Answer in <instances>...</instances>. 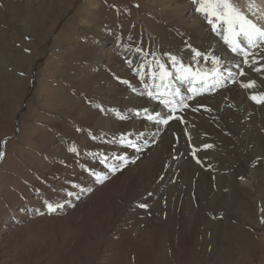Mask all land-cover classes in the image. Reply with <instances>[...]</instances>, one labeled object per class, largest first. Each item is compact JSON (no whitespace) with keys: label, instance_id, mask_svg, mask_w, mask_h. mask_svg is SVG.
Returning a JSON list of instances; mask_svg holds the SVG:
<instances>
[{"label":"rangeland","instance_id":"1","mask_svg":"<svg viewBox=\"0 0 264 264\" xmlns=\"http://www.w3.org/2000/svg\"><path fill=\"white\" fill-rule=\"evenodd\" d=\"M164 1L0 0V264H264V105L249 99L264 93V59L251 67L233 59L198 4L176 0L188 5L179 11ZM233 3L264 25L256 0ZM186 41L245 75L190 102L201 111H186V124L121 122L118 112L149 102L116 77L139 88L140 58L171 53L188 62ZM98 43L100 61L91 53ZM241 80L258 87L243 89ZM205 108L213 111L204 118ZM138 130L150 146L134 164L74 206L48 212L44 202H63L68 181L91 183L82 162L103 167L77 159L71 146L114 156L120 145L108 141Z\"/></svg>","mask_w":264,"mask_h":264},{"label":"snow or ice","instance_id":"2","mask_svg":"<svg viewBox=\"0 0 264 264\" xmlns=\"http://www.w3.org/2000/svg\"><path fill=\"white\" fill-rule=\"evenodd\" d=\"M193 3L198 4L194 10L207 18L211 31L222 39L233 59L239 57L242 63L249 67L264 59V26L249 18L235 6L233 0H193ZM185 44L191 52V59L188 62L178 54L164 53L163 56L144 54L138 66L133 68V76L139 88L127 79L116 77L131 93L144 97L149 102L130 114H124V110L118 112L116 115L121 122L140 117L142 124H151L157 129L160 126L169 127L173 121L181 125L186 124L187 121L184 119L186 111L193 113L201 111V107L193 106L190 102L195 101L196 105H200L201 102L196 99L197 97L215 94L237 85V77L245 75L239 63H233L227 57L212 52H202L187 41ZM135 52L143 53V49L137 47ZM148 55L152 56L150 61L147 59ZM126 63L131 66L133 60L127 59ZM261 67L255 68L254 71L260 72ZM239 86L254 90L258 84L256 80H249L239 82ZM249 99L257 105H264V93L253 92ZM94 106L101 113L108 111L102 105ZM204 110L208 113L213 111L211 108ZM77 130L82 131L79 128ZM91 139L104 138L93 135ZM152 139L155 141V134ZM176 139L179 140V137L177 136ZM108 142L118 143L121 151L114 156H108L107 153L82 152L77 146L68 149L77 159L88 156L89 159H96L103 167L97 171L95 166H87L86 162H82L79 165L81 172L90 177L91 183L82 185L68 181L66 186L59 190L63 193L61 196L63 202L47 200L44 202L49 213H55L66 206H74L73 201L81 200L94 191V186L104 185L112 176L134 164L140 158V154L150 146L147 135L139 130L137 133H122ZM203 147L207 149L212 148L213 145L205 144ZM128 149L132 150L131 155ZM3 155L4 153L0 152V158ZM192 155L196 156L195 150ZM196 162L200 163V160L197 159ZM61 163L67 166L64 162ZM138 207L145 209L148 205L141 203Z\"/></svg>","mask_w":264,"mask_h":264},{"label":"bare ground","instance_id":"3","mask_svg":"<svg viewBox=\"0 0 264 264\" xmlns=\"http://www.w3.org/2000/svg\"><path fill=\"white\" fill-rule=\"evenodd\" d=\"M178 1H181V0H178ZM164 2H167V3H169V6L168 7H170L171 6V4L173 5V6H175V8L177 9V10H179V11H181V10H183L184 8H187L188 7V5H185V4H183L182 2H180L179 4L176 2V0H165ZM256 2H257V4H258V6H259V11L261 12V15H263L264 16V0H256ZM171 8V7H170ZM20 9V8H19ZM169 9V8H168ZM176 10V11H177ZM257 10V9H256ZM177 13H179V12H177ZM179 15H181V14H179ZM12 17H14V16H12ZM16 17V16H15ZM264 26V25H263ZM193 27V26H192ZM191 27V28H192ZM195 27V26H194ZM187 31H190V30H187ZM96 33H99L100 35L102 34L101 32H99L98 30L95 32V34ZM105 33H106V31H105ZM96 38H98V40L100 41V37H96ZM103 39H105V38H103ZM187 39V38H186ZM189 39H191V38H189ZM100 43H103V41L102 42H100ZM191 43V42H190ZM194 43H195V41H194ZM174 44V43H173ZM172 44V45H173ZM193 44V43H192ZM194 45V44H193ZM98 46H100L99 45V43H98V45L94 48V49H92L91 50V53H92V56L94 55V57L96 58V56H97V60L98 61H100V59H102V58H100V54L98 53V51H99V47ZM112 47H110V49H111ZM109 49H107V51H108ZM8 57V56H7ZM9 58V57H8ZM237 59V58H236ZM234 62V61H233ZM235 63V62H234ZM256 66V65H255ZM250 75V74H249ZM252 75V74H251ZM255 76V75H254ZM97 78V77H96ZM254 78H256V77H254ZM257 79V78H256ZM238 81V80H237ZM241 81H243V80H241ZM244 82V81H243ZM229 89V88H228ZM112 91V90H111ZM116 93V94H115ZM114 94H115V96L116 95H121L122 93H121V91H117L116 90V92H115ZM111 94V93H110ZM134 99V98H133ZM136 102V101H135ZM140 104V103H139ZM135 106H136V104H135ZM243 108V107H242ZM243 110H245V108H243ZM247 111V110H246ZM127 113L126 114H130L128 111H126ZM206 113L207 112H205V113H203V114H200L199 116H201V117H206L207 115H206ZM194 115V114H193ZM195 116V115H194ZM220 116L221 117H227V113H225V114H222V113H220ZM199 119V117H197V116H195V118H194V120H198ZM192 120V119H191ZM193 120V121H194ZM140 121V120H139ZM189 121V120H188ZM193 121H192V123L190 124V126L194 129V131L196 130V127H195V124L193 123ZM177 133V132H176ZM176 134H174V136H175ZM173 136V137H174ZM148 138H150L149 136H147ZM176 138V137H175ZM200 142V140H198L197 141V144H200L199 143ZM174 144H172L171 146H173ZM110 146V145H109ZM111 148H112V146H111ZM172 151H174V149L172 150ZM161 153L163 154V152L161 151ZM155 156V155H154ZM162 159V158H161ZM190 172H192L194 175H195V177H196V173L198 172V169L196 168V167H194V169H191L190 170ZM195 172V173H194ZM197 178V177H196ZM197 181V180H196ZM198 185V184H197ZM196 190V189H195ZM163 240H165L164 238H163ZM165 254V253H164Z\"/></svg>","mask_w":264,"mask_h":264}]
</instances>
